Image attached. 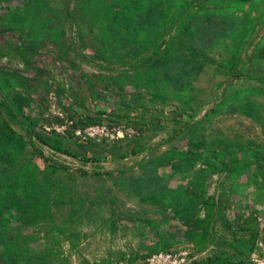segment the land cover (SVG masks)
<instances>
[{"label":"rangeland","instance_id":"374dc122","mask_svg":"<svg viewBox=\"0 0 264 264\" xmlns=\"http://www.w3.org/2000/svg\"><path fill=\"white\" fill-rule=\"evenodd\" d=\"M0 111L28 142L2 193L60 202L0 201L33 264H264V0H3Z\"/></svg>","mask_w":264,"mask_h":264},{"label":"trees","instance_id":"16d2710c","mask_svg":"<svg viewBox=\"0 0 264 264\" xmlns=\"http://www.w3.org/2000/svg\"><path fill=\"white\" fill-rule=\"evenodd\" d=\"M237 73L235 78L242 77ZM1 114V111H0ZM31 132L40 140L43 136L34 128ZM53 148L70 156H76L70 149L64 148L60 141L54 143ZM28 142L7 122L0 123V163L5 168H12L20 155L26 151ZM50 168L57 171L59 166L51 163V159L43 152H39ZM17 181V178H14ZM39 179L34 174L30 180L23 183L19 192H17L19 181L12 182L8 193H2L0 185V201L12 202L21 208V226H31L37 224L51 215V208L59 204V201H52L45 197L38 189ZM197 204L202 209V215H198L192 222L189 235L200 245H205L211 235V228L216 216V201L213 196L202 195L198 193ZM13 226L9 218L0 213V264H33L36 259L31 253L22 246V242L35 240V236H29L25 239L13 232ZM197 264H225L220 259H208L197 262Z\"/></svg>","mask_w":264,"mask_h":264},{"label":"built area","instance_id":"2783aa9c","mask_svg":"<svg viewBox=\"0 0 264 264\" xmlns=\"http://www.w3.org/2000/svg\"><path fill=\"white\" fill-rule=\"evenodd\" d=\"M3 1V0H0V2Z\"/></svg>","mask_w":264,"mask_h":264}]
</instances>
